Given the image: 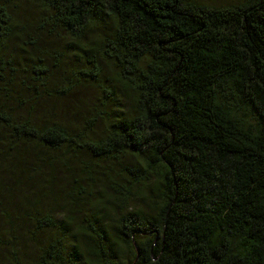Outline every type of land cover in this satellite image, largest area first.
Returning a JSON list of instances; mask_svg holds the SVG:
<instances>
[{
    "label": "trees",
    "instance_id": "obj_1",
    "mask_svg": "<svg viewBox=\"0 0 264 264\" xmlns=\"http://www.w3.org/2000/svg\"><path fill=\"white\" fill-rule=\"evenodd\" d=\"M0 264H264V0H0Z\"/></svg>",
    "mask_w": 264,
    "mask_h": 264
},
{
    "label": "rangeland",
    "instance_id": "obj_2",
    "mask_svg": "<svg viewBox=\"0 0 264 264\" xmlns=\"http://www.w3.org/2000/svg\"><path fill=\"white\" fill-rule=\"evenodd\" d=\"M198 1L211 6H225L237 2V0H198Z\"/></svg>",
    "mask_w": 264,
    "mask_h": 264
}]
</instances>
